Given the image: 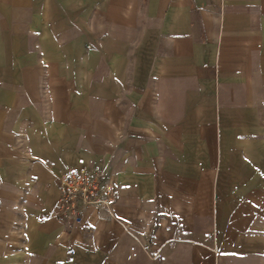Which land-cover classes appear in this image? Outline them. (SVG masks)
Masks as SVG:
<instances>
[{"label": "crops", "instance_id": "1", "mask_svg": "<svg viewBox=\"0 0 264 264\" xmlns=\"http://www.w3.org/2000/svg\"><path fill=\"white\" fill-rule=\"evenodd\" d=\"M0 264H264V0H0Z\"/></svg>", "mask_w": 264, "mask_h": 264}, {"label": "built area", "instance_id": "2", "mask_svg": "<svg viewBox=\"0 0 264 264\" xmlns=\"http://www.w3.org/2000/svg\"><path fill=\"white\" fill-rule=\"evenodd\" d=\"M58 189L57 215L72 224L80 225L88 208L104 209L108 203L99 174L70 171L59 179Z\"/></svg>", "mask_w": 264, "mask_h": 264}]
</instances>
